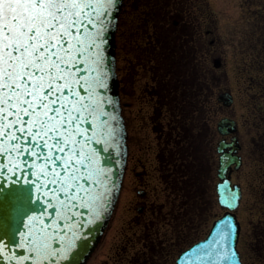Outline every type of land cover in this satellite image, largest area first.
<instances>
[{
	"label": "rangeland",
	"instance_id": "obj_1",
	"mask_svg": "<svg viewBox=\"0 0 264 264\" xmlns=\"http://www.w3.org/2000/svg\"><path fill=\"white\" fill-rule=\"evenodd\" d=\"M185 1L176 7H172L173 3H170L172 16L164 24L156 19L151 24L145 21L146 25L142 26L140 15L130 21L137 27L143 28L148 24L157 30L156 38L161 54L164 47L166 54L170 53L168 57L171 52H182L183 57L179 54L175 55V60L172 56L170 62L166 61L171 69L172 90L178 96L177 99L172 98L174 102H171L173 106H178L171 108V114L167 116L162 109H159L157 117L153 116L159 123L158 128L167 126L168 129L170 126L173 143L166 145L167 142L161 141L159 146L156 145L157 134L150 128L151 125H147L148 110L142 102L136 100L140 95L136 84L135 93H129L132 90V81L126 88V93L129 94L122 99L123 104L130 105L123 113L127 119L129 143L127 172L113 217L88 264H111L109 254L126 250L129 236L157 235L172 242L174 236L179 235L184 237H181L182 240L187 239L190 242L203 238L208 233L214 220L224 211L218 205L215 190L219 166L217 148L224 136L218 131V123L223 117H229L237 124L235 134L241 147L238 154L242 156L243 163L234 171L233 181L239 183L243 189L242 204L237 210V215L244 230L247 228L248 217L243 205L249 203L246 195L250 189H264V0ZM130 2H134L139 12L142 11L140 6L137 7L139 0ZM128 8H124L121 21H129L131 10ZM148 9L150 10V7ZM176 30H179L178 34L181 35L180 40H176L178 45L173 42V35L177 37ZM196 40H199L198 44L194 42ZM124 41L126 42L125 39ZM216 59L221 61L219 68L214 65ZM193 63L201 73L206 71L209 74L208 85L204 93L205 98H200L196 104L192 102L188 105L192 96L188 97L187 92L182 91V88L187 89L183 87L186 84L181 88V84L179 86L172 75L173 68L184 74L192 68ZM123 64L126 66L125 62ZM189 83L195 84L188 80ZM208 90H211V93ZM225 92L233 95L232 106L218 102V94ZM181 132L188 134L187 137L184 135L186 146L183 145L187 152L178 157L176 150L180 145H177L174 154L169 158L170 150L176 144L173 138L181 136ZM228 139L230 140L229 137ZM155 151H164L167 153L166 159L169 158V162L167 160L160 163L162 168L159 173H155L158 161ZM195 161L199 164L198 174H201V181L197 186L200 193L206 194L196 210L194 209L193 218H189L186 206L183 205L188 199L185 196L187 191L183 187L188 179L184 171H188L190 165L192 174L196 173L193 165ZM179 162L183 164L182 167L174 164ZM181 169L182 175L178 176L177 170L181 172ZM167 170L170 173L168 181H171L172 186L170 196L163 193L161 185ZM192 186L193 184L191 188ZM138 189H144L146 195L137 194ZM168 198L171 199L172 205H169ZM138 206L149 208L146 212L139 213ZM133 250L134 248L128 249L130 252ZM178 254L172 255L173 261ZM105 260L107 262L103 263Z\"/></svg>",
	"mask_w": 264,
	"mask_h": 264
},
{
	"label": "snow or ice",
	"instance_id": "obj_2",
	"mask_svg": "<svg viewBox=\"0 0 264 264\" xmlns=\"http://www.w3.org/2000/svg\"><path fill=\"white\" fill-rule=\"evenodd\" d=\"M114 3L0 0V175L30 173L34 179L24 180L29 186L25 193L31 194L33 186L42 193L46 208L23 225L29 228L25 240L30 251L40 260L64 259L73 246L69 241L59 252L53 250L49 229L74 231L80 225L78 220L68 223L78 215L74 209L84 207L98 217L104 208L105 193L98 189L104 188L107 171L97 166L94 153L85 152V140L105 132L111 135L105 124L94 123L96 77L92 74L99 64L96 50L106 14ZM85 124L95 129L90 136ZM8 195L17 198L20 193ZM28 203H41V197ZM233 230L232 223L225 222L218 235L221 246ZM3 252L0 246V257ZM207 255L211 258L212 252ZM227 259L228 255L218 253L208 264Z\"/></svg>",
	"mask_w": 264,
	"mask_h": 264
},
{
	"label": "water",
	"instance_id": "obj_3",
	"mask_svg": "<svg viewBox=\"0 0 264 264\" xmlns=\"http://www.w3.org/2000/svg\"><path fill=\"white\" fill-rule=\"evenodd\" d=\"M125 0H115L112 8L106 14L104 30L102 32L99 49V64L96 65L97 71L92 75L96 77L94 85L95 92L93 101L96 104L94 115L97 119L95 124H105L111 135L106 132L98 135L95 139H101L104 142L97 144L95 139L85 140V152L94 153L97 159V166L107 171L104 180V188L98 189L105 193L104 208L99 216H95L90 209L79 207L74 209L78 215L75 220L68 221L69 224L80 221V225L74 231L53 232L49 229L50 239L48 243L53 250L59 252L65 248L67 242L72 243V247L67 251V257L61 259L59 256L49 257L40 260L30 251V245L25 240L29 232L28 225L30 216H39L46 205H42V193L36 192L33 186L31 194L25 193L29 186L24 180L34 179L30 173L25 171L18 172L17 175L5 172L0 175V246H3L4 252L0 257V264H86L97 246L101 242L103 234L110 222L119 195L123 185V178L128 161V134L125 125V119L122 115V106L119 94V81L117 76V58H116V33L119 25L120 15L122 13ZM216 67H220L221 61L214 60ZM85 75V73H81ZM84 94V93H82ZM219 100L226 106L233 103V97L230 93H221ZM88 129L87 135H91L95 130L92 125L85 124ZM218 129L221 134L228 135L237 131L236 122L230 118H223L219 122ZM240 149L237 137L232 138V142L222 140L219 143L218 152L220 153L219 178L218 184L219 200L222 206L230 210L236 209L240 204L241 188L233 185L230 179L231 166L236 164L238 169L242 164V158L238 155ZM17 181L13 184L12 181ZM20 193L17 198L9 197V193ZM41 197V203L30 204L29 199ZM54 212L53 209H47ZM230 221L233 225V233L230 240L224 242L223 246L219 243V231ZM45 217V223H49ZM61 227L64 222L60 221ZM39 226L33 230V234L38 231ZM240 227L236 216L227 212L223 217L215 221L209 235L206 239L198 242L192 248L183 253L179 258L178 264H208L209 260H216L217 254L228 255L229 259L223 260L222 264H241L239 253L237 251V241ZM212 252L211 258L207 255ZM232 253H235L233 256ZM28 256L29 259L24 260Z\"/></svg>",
	"mask_w": 264,
	"mask_h": 264
},
{
	"label": "flooded vegetation",
	"instance_id": "obj_4",
	"mask_svg": "<svg viewBox=\"0 0 264 264\" xmlns=\"http://www.w3.org/2000/svg\"><path fill=\"white\" fill-rule=\"evenodd\" d=\"M135 46L136 47L132 48L128 47L127 42L124 41V37L121 38V42L118 45V76L122 112L124 113L125 109L130 107L129 103L128 106L127 104H123L122 99L129 93H135L134 85L136 84L135 87L137 86L139 88L138 94H140L136 97V100L139 103L142 102V105L148 110L149 119L147 125H151L152 127L150 128H152L154 133L157 134L156 145L159 146L161 141L167 142L166 145L168 143L172 145L173 141L169 131L170 126L168 129L167 126L158 128L159 123H157V120L153 117H157L159 115V109H162L164 111V115L166 113V116L171 114L172 100L170 99L172 97L175 99L178 98L172 91L169 71L170 65L162 59L157 60L155 63L154 59L151 57L153 51H151L150 48H144L145 45L138 44ZM124 62L126 63V66H124ZM132 81V90L129 93H126L127 85H129ZM125 121L127 126L126 118ZM181 133L183 135H181L182 137L177 135L173 138L175 139L176 144L173 149L170 150L169 158L172 154H174L177 145H185V133ZM185 136L187 137L188 134ZM227 140H229L228 137ZM166 157L167 153L164 151H155V158L158 160L156 161L155 173L160 172V168H162L160 167V163L162 161L165 163L168 160L169 162V158L166 159ZM137 175H139L138 172ZM169 175L170 173L167 170L163 181H161L162 191L163 193H166L167 196L172 194L171 181H168ZM262 178L264 179V176H262ZM155 188L158 190L157 187ZM262 191H264V189H250L246 195L249 203L243 205V207H246L247 211V228L244 230L241 225L237 245L242 264H264V192ZM137 194L143 196L146 195V191L144 189H138ZM167 201L169 205H172L170 198H168ZM148 208L149 207L147 206H138L137 210L139 213H144L148 210ZM170 212L171 206L169 213ZM140 225H142V222H140ZM129 237V240L126 242L128 243L126 250L114 252L112 255L109 254V259L111 258L112 261L111 264H175L177 257L173 261L172 255L179 253L180 249L184 246V243L187 240H182L184 237L179 235H175L172 242L166 238L163 239V237L149 234L134 235ZM129 248H134V250L130 252L128 251ZM104 262L106 263L107 260L103 261V263ZM109 263L110 262H108V264Z\"/></svg>",
	"mask_w": 264,
	"mask_h": 264
},
{
	"label": "trees",
	"instance_id": "obj_5",
	"mask_svg": "<svg viewBox=\"0 0 264 264\" xmlns=\"http://www.w3.org/2000/svg\"><path fill=\"white\" fill-rule=\"evenodd\" d=\"M183 2H186L185 0H139L138 2V6L140 9L142 8V11L139 12V10H137L134 6V2H130L129 0V4H126V7H129L128 10L130 11V15H129V21L125 22L124 20L121 21L120 24V28H119V33H118V40L119 43L121 42V38L124 37V39L127 42V46L132 48V47H136L135 45L138 44H143L145 45L144 48H150L151 51H153L152 54V58L154 59L155 63L157 62V60L162 59L163 61H168L170 62V59L172 57V59H176L175 55H182L181 53H176V52H171V56H169L170 53L166 54V50H164L163 48V54L160 53V46H158L157 41L158 39L156 38V33L157 30L153 29L152 27H150L151 25L147 26H143L146 25L145 21L149 22L150 24L152 23L153 20H158V22L160 21L161 24H164L166 20L169 19L170 16H172L171 11H172V7H176L179 6L181 4H183ZM141 3V5H140ZM170 3H173V6L170 7ZM150 7V10L148 9ZM148 12H147V10ZM161 9V10H160ZM180 9L178 8V11ZM136 15H140V23H142V26H135L133 23H131L130 21L135 20ZM143 17L145 18V20L143 21ZM133 20V21H134ZM154 25V24H153ZM179 29V28H176ZM151 30H153L151 32ZM166 30V29H165ZM179 30H176V35L177 37L175 38L173 33V42L178 45L176 40H180V36L178 34ZM196 35V34H195ZM155 36V37H153ZM162 38L165 40L164 36H162ZM196 44L199 43V40L194 41ZM185 48V47H184ZM188 50V49H187ZM196 52L197 49L195 48ZM150 52V51H149ZM152 53V52H150ZM173 60V61H174ZM196 62V61H195ZM169 71L171 73V69L169 67ZM173 77H174V81L178 83V85L180 86L181 84V88L182 85L185 83V85H183V87L186 89L184 90L182 88L183 92H187V96L191 97L192 99H189L188 101V105H191V103L193 102L194 104H196L198 102V100L201 98V100L203 98H205L204 93L207 91V85H208V81H207V76L209 75L206 71H203L202 73L199 71V69L197 68V66L195 65V63H193L192 68L187 72H178L176 71V69L173 68ZM183 79V80H182ZM188 80H190V82H194L195 84H188ZM215 84V82H214ZM216 88V87H215ZM214 88V89H215ZM174 92V90H172ZM209 93H211V90H208ZM184 95V94H182ZM186 95V93H185ZM178 97V96H177ZM173 98V97H172ZM171 98V100H172ZM177 99V98H176ZM174 102V100H172ZM180 104V101L177 100ZM185 102V101H182ZM186 105V103H185ZM175 106L178 105H174L171 102V107L174 108ZM186 146V145H184ZM177 149V148H176ZM183 151L187 152L186 149H183L182 144L180 145V147L178 148V150H176V153L179 154L178 157L183 156ZM177 166H183L182 163H174ZM194 168H196V173L192 174V171L190 170V165H188V171L185 170L184 175L186 174V176H188V179L185 181V185L183 186L186 191H187V195H185L188 199L186 200V202H184V205L186 206V214L189 218H193L194 215V209L196 210V207H198V203L201 202L203 200V195H205L206 193H200V189L197 185H199L200 181H201V174L199 172L198 174V162H193ZM180 167V168H181ZM182 170L181 172L180 170H177L178 172V176L182 175ZM191 175V176H190ZM191 184H193L192 188H191ZM201 200V201H200Z\"/></svg>",
	"mask_w": 264,
	"mask_h": 264
}]
</instances>
